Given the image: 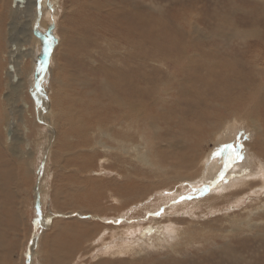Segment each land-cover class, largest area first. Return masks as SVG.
Wrapping results in <instances>:
<instances>
[{"label": "rangeland", "instance_id": "374dc122", "mask_svg": "<svg viewBox=\"0 0 264 264\" xmlns=\"http://www.w3.org/2000/svg\"><path fill=\"white\" fill-rule=\"evenodd\" d=\"M43 1L45 13L41 19L40 31L50 40L52 52L51 64H49L47 74H44L43 89L50 99L51 120L53 119L52 122L57 131V138L48 161L47 169H49V174L44 181L45 186L43 189L46 190L47 197L42 200V212L38 214L34 206L35 197L32 190L37 181V152L41 150L40 148L44 145L48 134L44 132L42 126L39 128L32 123L29 125L32 115H34V113L32 114L35 111L34 107L20 117L23 122L26 120L28 122H25L26 132L20 122V115L18 116L16 113L11 112V99L6 97L9 90L8 84H11V81L8 80L5 67L8 61L6 37L8 34L7 17L10 0H0V25H2L4 31V33L0 31V108L2 107L0 109V143L2 144H0V253L2 254H0V264H28L33 256L40 259L48 258L46 254L49 252V240L52 239V235H55L57 229L59 232L62 230L59 226L51 227L52 222L56 220L71 221L69 225L71 230L80 228L81 224L77 220L83 219H88L93 223H104L105 226L115 225L123 227L130 225L129 227L132 228V232H136V235L137 233H142V231L146 233L150 230L151 222L147 220L148 218L143 220L136 219L140 215L135 214L134 211L140 205L130 206L126 210L127 213L114 215L117 213L114 200H111L109 196H104L109 192L108 182L113 176H116L114 172L109 171L111 167L121 168L120 164L112 160L111 155L109 156V153L103 152L102 148L96 147L90 152L80 145L83 143L84 138H86L87 142L91 140L92 144L95 140L93 134L96 131L94 130L107 122V115L110 110L107 96H113L116 93L117 83L121 80L120 73L122 69L124 70L126 64L124 47L127 45L129 36L134 41L136 39L135 35L141 34L144 40L142 47L147 54L143 57L145 61V67L143 68L145 83L143 85L147 91H151L149 96L154 91H159L160 96H164L165 94H161V89H167L172 93L171 96H210V92L208 91V93L204 90V87L196 80L194 75L187 76L190 73V70L187 69L188 63L196 69L194 74L197 77L204 73V76L202 75L203 78L211 81L214 90L221 88L220 92H224L229 87L227 84L233 83V81L230 80L231 78H225L222 73L212 72L215 67L217 70L220 69L219 67L229 68L233 63L234 65L235 63H240L237 70L242 72V76H244L243 82L245 84L250 83L252 89L260 81L264 80V71L262 69L264 63L263 61L257 62L258 59L262 58H256V66L251 65L254 54L258 53V55L264 56V0H112L113 2L111 0H92V2L91 0H58L57 4L52 7L47 6L48 0H35L34 3L29 4L27 13H30L35 7L36 12L42 16L41 3ZM99 1L100 3H98ZM128 8L137 10V14L129 16L127 13ZM106 12L109 13L107 14ZM235 33L236 35H234ZM215 36L218 37L216 38ZM240 45L245 49L241 48ZM224 46L225 48H223ZM39 48L41 49L42 46L40 45ZM44 48L46 47L43 44V51L45 50ZM240 51H242L241 54ZM161 57L177 61L178 64L176 66L169 65L168 68L167 65L161 63ZM235 60L239 61L236 62ZM31 61V58L28 57L21 65L27 74V81L33 71V62ZM36 62L39 63L37 60ZM218 64L220 65L217 68ZM41 71L44 73L45 68ZM41 75L38 77L39 79L42 78ZM189 77L190 82L188 80ZM29 80L30 84H25L27 88L23 90L21 97L23 100L30 102L31 97L28 95V87L31 86L33 81L31 77ZM155 82L156 86L154 85ZM195 82L197 83L195 84ZM182 84L183 86H181ZM212 85H210V89ZM85 96L93 97V102L90 105H88V99ZM253 97L255 98V96H245L243 101L247 100L249 104ZM16 103L20 104V101L17 100ZM232 112L234 111L220 110L211 122H217V119L230 120ZM80 115L82 122L84 121L83 124L88 128V132H92L87 133L86 136L77 132L74 125L71 126L74 128L71 131L70 123L68 124V120L72 121L71 119ZM5 117L11 120L16 118L17 124L15 123L14 130L17 133L14 131V140L18 136L20 137L21 134H25V141L20 143L19 149L24 150L25 144L28 143L29 151L34 152L30 165L23 166L16 161L15 157L11 156L4 134V126L6 122H9L6 121ZM141 128L145 138L150 141L153 128L145 124ZM22 131L24 132L22 133ZM175 136L179 135L176 134ZM239 136L235 139L230 138L231 140H227L221 146L223 148L221 149L222 156L225 160L230 158L234 160L236 156L242 157V159L231 161L232 166L239 164L249 152L248 147H246L247 142L251 140L249 132L244 131V136L247 139H244V136ZM162 137L165 138V136ZM103 140L109 143L107 139L103 138ZM228 145H231V147H228ZM148 149L154 156L156 149L153 150L150 146H148ZM133 168L136 170L140 169L137 167ZM228 168L225 171L224 169L219 171L221 177H224L225 172H230L227 170ZM88 169H91L90 172L87 171ZM215 184L216 182L210 181L203 188H207L205 190L209 191L211 188H215ZM70 186L72 187L70 188ZM100 194L104 198L97 199ZM261 195L264 197V191ZM231 203H233V200L231 202L228 201L226 204L227 208L230 209L229 211H237L240 208V206L239 208L238 206L233 207L234 205ZM167 206L168 204H166V208ZM160 208L150 209V213H147V216L165 219L167 218L165 214H169L172 217H189V214L192 215L187 209L174 213L171 211L170 213ZM215 213L208 214V217H203V220L216 217L218 213ZM262 217L264 218V214ZM73 219L77 220L72 221ZM44 220L47 224L49 223V227L42 234L44 238L42 239L41 237L39 240L42 247L40 246L36 253L37 244H35L32 255L25 256V254H28L27 251L29 249H33L30 248L31 243L37 238ZM52 228L54 229L52 230ZM78 230L75 232H78ZM55 236L53 244L58 245L56 248L60 249L57 252H62L63 250L67 254L70 253V256L67 255L68 258H83L86 255L84 251H88L86 247L90 241L83 239L78 234L69 235L70 238L65 233H62V235L56 234ZM245 239H247L248 246L244 245L240 258L234 259L235 264H264L263 249H256L259 246H255L254 251L249 252L251 245H258L259 242L253 239ZM137 240L139 243L143 242L141 238ZM220 242V239L215 238L213 242L209 241L206 243V248L214 253L213 243L217 245ZM59 244L61 245L60 248ZM200 248H190V250L193 251ZM216 250L219 251V249ZM153 255L155 256V252L147 254L149 258H152ZM65 256L60 257L65 258ZM214 259L227 260L228 263L233 262L227 258H210L207 259V264H216L217 262ZM191 260L197 261V264H202L203 258H191ZM75 264H80V261L77 260Z\"/></svg>", "mask_w": 264, "mask_h": 264}, {"label": "bare ground", "instance_id": "6f19581e", "mask_svg": "<svg viewBox=\"0 0 264 264\" xmlns=\"http://www.w3.org/2000/svg\"><path fill=\"white\" fill-rule=\"evenodd\" d=\"M12 2L13 0H10L9 13L7 12L8 34L6 44L8 47V61L5 67L8 80L11 81L13 73L7 69V65L12 63L17 79L16 82H10L11 84H8L9 90L6 97L11 99V112L16 113L18 116L20 115L19 119L23 124L25 132L27 130L25 122L27 120L23 122V119L21 120L20 117H22V114L24 115L30 111V108L32 109L34 107L36 113L35 111L32 112L34 115H32V120L29 125L32 123L39 128L42 126L44 132L48 134L44 145L40 148L41 150L39 149L40 151L37 152V181L35 180L36 183L32 190L34 191L35 197L34 206L38 214H40L42 212V200L47 197L46 190L43 188L45 186L44 181L46 176L49 174V169H47L49 165L48 161L52 153L53 144L57 138V131L52 122L53 119L51 120L52 109L50 99L43 89L44 74H47V69L49 64H51L52 52L50 48L47 58L48 64L45 68L43 61L45 63L47 49L44 48L45 50L43 51L42 48L43 44L46 47L47 42L49 44L51 43L46 38V35L40 31L41 19L45 13L44 1L41 3L42 16L36 12L35 7L31 11L32 14L31 12L27 13L29 4L34 3L35 0H24L22 5H19V3L13 5ZM57 2L58 0H48L47 6L52 7ZM133 8H128L127 13L129 16L137 14V10ZM215 8L217 7L215 6ZM134 18L136 19V17ZM134 24L136 25V23ZM108 30L110 29L108 28ZM0 31L4 33L2 25H0ZM124 34L126 33L124 32ZM135 36L136 39L134 41L130 38L131 36L127 38V45L124 47L126 64L124 70L122 69L120 73L121 80L117 83L116 93L113 96H107L110 110L107 115L106 124L100 125L94 130L96 133L93 134L95 140L93 139L92 144L90 142L91 140L87 142L86 138H84L83 143L80 145L90 152L96 147L102 148L103 152L109 153L111 159L120 164L121 168L111 167V170H108L109 172H114L116 176H113L110 182H108L107 187L109 188V192L104 196H109L111 200H114V204H116L115 209L117 210V213L114 215L127 213L126 210L130 206L140 205L134 211L135 214L140 215L136 219L143 220L144 218H148L147 220L151 222L150 230L146 233L142 231V233H137L136 235L135 231L132 232V228L129 227L130 225L123 227L115 225L105 226L103 222V224H99L93 223L88 219H73L72 221L77 220L81 224V227L78 228L79 230L76 229L78 232H75L76 230H71L69 226L71 221L64 222V220H56L52 222L51 227L59 226L62 230L59 232L57 229L55 235L65 233L69 237V235L78 234L83 239L90 241L87 247L85 246L88 250L84 251L86 255L83 258H68L70 253L67 254L63 250L62 252H57L60 249L56 248L58 245L53 244L56 236L52 235V239L49 240L48 244L49 252L46 254L48 258L40 259L33 256L28 264H75L77 260L80 261V264H197V261H193L191 258H203L202 264H207V259L210 258H227L234 263H228L227 260H214L217 262L216 264H235L234 259L240 258L244 245L248 246L247 239L245 238L259 242L258 245H251L249 252L254 251L255 246H259L256 249H263L264 251V221H262L264 220L262 217L264 214V197L261 195L264 191V80L260 81L256 87L253 86L255 87L253 90L250 87V83L245 84L243 82L244 76H242L241 71L237 70L240 63H235V65L233 63L229 68L224 66L219 67L220 64H218L217 68L219 67L220 69L216 70L215 67V69H212V72L222 73L225 78H231L230 80L233 81V83L227 84L229 87L224 92H220L221 88L214 90L211 81L203 78L204 73L201 72V76L199 75L197 77L194 74L196 69L188 63L187 69L190 70V73L187 76L194 75L196 80L202 84L204 90L210 92V96L204 97L199 95L200 98L192 96H171L172 93L167 89H161V94H165L164 96H160L159 91H154L149 96L151 91H147L143 85L145 83L143 71L145 61L143 57L147 54L142 47L144 40L141 34H136ZM212 36L211 38L214 37ZM12 44L15 45V49L11 48ZM40 45L42 46L41 49L39 48ZM241 48L243 47L241 46ZM28 57L33 62V71L29 75V78L31 77L33 82L28 87V95L31 97L30 102L23 100L21 97V93L27 88V83L30 84L29 78L27 81L25 70L21 67L23 61ZM256 58H262L260 60L258 59L257 62L263 61L264 63V56L258 55L257 53L256 55L254 54L252 66H256L257 64ZM160 60L167 67L178 64L177 61L170 60L169 58L161 57ZM251 65L250 67H252ZM44 68L45 72L41 75V70ZM262 69L264 71V67ZM40 75L43 79L38 78ZM188 80L190 82V77ZM154 85L156 86V82ZM210 85H212L211 89ZM246 92L248 93L246 94ZM245 96H255V98H250L252 101L248 104L247 100L243 101ZM85 97L88 99V105H90L93 102V97ZM17 100L20 101V104L16 103ZM224 109L234 111L232 112L231 119H217V122H211L216 114ZM71 120H68L71 131L74 129L71 126L74 125L77 132L82 133L84 136L87 133H92L88 132L87 126L83 124L84 121L82 122L81 115ZM6 121L9 122H6L4 126V134L11 156L15 157L16 161L23 166L30 165L34 152L29 151L30 147L28 143L25 144L24 150L19 149L20 143L25 141V134H19L20 137L18 136L14 140L13 134L16 118L15 120L6 118ZM144 124L153 128L150 141L145 138L141 128ZM9 126L12 127V131L8 138L6 131ZM244 131L249 132L251 139L247 142L246 146L249 149V152H247L248 155L239 164L232 166L231 163L235 159L231 160L228 157V160H225L222 156L221 149L223 148L221 146L230 138L235 139L238 135H240L239 137L244 136ZM15 133L17 132L15 131ZM176 134L179 136H175ZM162 136H165V138ZM103 138L105 140L107 139L109 143L105 142ZM244 139L247 138L245 137ZM148 146L152 147L153 150L156 149L154 156H152ZM133 167L140 169L136 170ZM226 168L230 172H225L224 177H221L219 171L221 169L225 171ZM90 170L88 169L87 171L90 172ZM210 181L216 182V186L214 189L211 188V190L208 189L209 191H206L205 189L207 188L204 189L203 186L209 184ZM104 196L100 194L97 196V199L104 198ZM232 200L233 203L231 204L234 205L233 207L238 206L239 208L240 206L237 211H229L230 209L227 208L226 204ZM166 204H168L167 208ZM159 208L170 213L171 211L174 213L187 209L193 216L189 214V217H172L169 214H165L167 217L165 219L147 216V213H150V209ZM214 212L218 213V216L216 215L214 218L203 220V217H208V214L210 215V213ZM144 213L146 216H142ZM48 224L45 220L43 221L37 238L31 243L30 248L33 249H29V252L27 251L28 254L24 253L25 256L32 255L35 244H37V248L35 249L36 253L40 249V246L42 247L39 240L44 231L48 229ZM241 234L242 236H240ZM138 238H141L143 242L139 243ZM215 238L220 239L221 242L217 245L213 243V247L215 248L213 253L210 252V249L206 248V243L209 241L213 242ZM60 246L59 244V248ZM197 247L201 248L193 251L190 250V248ZM216 249H219V251ZM150 252H155V256L153 255L152 258H149L147 254ZM60 256H65V258Z\"/></svg>", "mask_w": 264, "mask_h": 264}, {"label": "water", "instance_id": "95a60500", "mask_svg": "<svg viewBox=\"0 0 264 264\" xmlns=\"http://www.w3.org/2000/svg\"><path fill=\"white\" fill-rule=\"evenodd\" d=\"M17 3H19V5H22V3H24V0H13V2H12V4L13 5H15V4H17ZM46 42H47V40L46 39H44ZM11 48L12 49H15V45L14 44H12L11 45ZM50 48H51V45L47 42V45H46V52H47V57H46V59H45V63H44V67L46 68V66H47V64H48V60H47V58H48V55H49V51H50ZM7 69L9 70V71H11L13 74H12V76H11V82L12 83H14V82H16V75L14 74V68H13V64L12 63H9L8 65H7ZM43 73V72H42ZM38 83H39V80H38ZM39 86H40V83H39ZM11 126H9L8 127V129H7V131H6V133H7V136H8V138L10 137V135H11Z\"/></svg>", "mask_w": 264, "mask_h": 264}, {"label": "snow or ice", "instance_id": "6c2138e0", "mask_svg": "<svg viewBox=\"0 0 264 264\" xmlns=\"http://www.w3.org/2000/svg\"><path fill=\"white\" fill-rule=\"evenodd\" d=\"M228 147H231V145H228ZM234 159H242L241 156H236Z\"/></svg>", "mask_w": 264, "mask_h": 264}]
</instances>
